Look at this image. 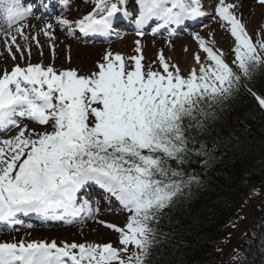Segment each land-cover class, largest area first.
Listing matches in <instances>:
<instances>
[{"label":"snow or ice","instance_id":"6c2138e0","mask_svg":"<svg viewBox=\"0 0 264 264\" xmlns=\"http://www.w3.org/2000/svg\"><path fill=\"white\" fill-rule=\"evenodd\" d=\"M132 2L135 14L127 10L129 0H95L80 19L57 17L56 24L69 34H111L118 17L134 15L137 35L143 36L150 22L156 32L208 15L203 0ZM257 2L264 6V0ZM48 6L45 0L38 5L0 0L4 35L21 59L24 48L17 35L28 40L23 22L36 8ZM241 6L236 0H216L210 17L234 38L231 65L214 41L210 45L194 33L206 57L195 54L197 66L187 75L163 51L158 69L145 65L139 39L136 55L109 50L88 73L29 62L0 74V129L18 128L16 135L0 139V222H15L19 214L60 219L91 215L90 202L78 197L89 182L105 189L129 213L123 227L100 221L119 233V247L92 241H2L0 264H150L164 210L200 183L183 165L192 155L210 156L201 134L215 116L214 107L239 90L242 76L250 79L264 67V25L255 38L250 35ZM52 28L46 23L41 31L51 38ZM8 51L15 60L11 46ZM256 98L264 107V97ZM20 118L43 130L21 127ZM253 194H258L255 189Z\"/></svg>","mask_w":264,"mask_h":264},{"label":"trees","instance_id":"16d2710c","mask_svg":"<svg viewBox=\"0 0 264 264\" xmlns=\"http://www.w3.org/2000/svg\"><path fill=\"white\" fill-rule=\"evenodd\" d=\"M257 95L264 97V67L250 79L242 76L239 90L214 107L201 134L210 156L192 155L183 165L200 183L164 210L150 264H217L236 209L264 175V107ZM237 256V264H264V205Z\"/></svg>","mask_w":264,"mask_h":264},{"label":"rangeland","instance_id":"374dc122","mask_svg":"<svg viewBox=\"0 0 264 264\" xmlns=\"http://www.w3.org/2000/svg\"><path fill=\"white\" fill-rule=\"evenodd\" d=\"M215 2L216 0H205L203 3L205 11L211 13L210 17L214 15L212 14V9L214 8L213 5ZM256 2L257 0L250 1L247 3V6H241L239 9L250 35L254 38L257 35V30L264 25V10L256 9L258 4V2ZM80 4H84V2ZM70 12V9L69 12L66 11L64 14L65 17ZM210 17H208L206 21L210 22V20H213ZM40 21L37 26L31 28L29 33L26 32L25 34L30 41L29 44L24 38H19L17 41V43L22 45L24 48L23 59H21L16 46L14 44L11 45V47H13L12 52L15 53L16 58L13 60L12 55L9 56L7 54V59L4 66L0 69V74H2L5 70L9 71V69H11L15 64L25 66L29 62L33 64L42 62L44 65L52 64L56 69L76 68L81 73H88L95 70L97 62L101 61L104 54L109 50L113 53H122L125 57L136 55L135 41L137 39L141 41L142 52L145 58L142 62L145 65L151 64L154 69L159 68L158 55L161 51H163V54L167 59L179 66L181 73L184 75H187L193 67L197 66L194 59L195 54L199 53L202 59L206 57L202 49L188 37L170 40L158 36L154 37L145 35L138 38L134 35H126L123 39L119 38L116 39V41L109 43L101 42L95 44H85L67 34L66 30L63 29V26L56 24V20L48 21L49 23H53L54 27L52 30L53 36L51 37L52 39H50V37L45 36L41 31L44 27V23ZM206 24L207 25H203L198 28V33L205 37L210 45L214 41V47L222 49L225 53L226 61L231 64V52L234 47V38L230 35V32L220 26L219 22L217 24H213L212 26H209V23ZM37 35H39V37ZM33 37H35V39H33ZM63 37H65V39H63L64 41L62 40ZM68 38H71L76 44H79L83 48L73 49L69 53L66 52V50L70 49L68 46ZM37 41H39V44H37ZM5 45L6 43L4 46ZM84 49L89 53L87 55L92 54L90 59H88L89 56L85 57L86 55L83 57L84 52H80V50ZM29 50L31 53L30 56ZM53 51L55 52V56H53ZM28 128H34L37 131L43 130L38 124ZM255 190L258 194L254 195L252 191L247 199H245L236 209V213L234 214L235 216L232 221L235 226L232 224V226L227 228L219 247L222 251H217L215 254L216 258H214V261H216L217 264H237V261H233L231 256H237L240 253L243 241L250 232V227L264 204V175ZM83 197L90 202L91 206H95L91 197H87L86 195H83ZM128 214V212H124L123 210L103 209L98 206L93 209L90 216L88 214L84 221L76 223L77 226H74L71 229H65L64 231L48 228L46 230H42V232H38L35 237L37 236L42 239L55 238L64 241L73 240L77 243L90 240L97 243L111 242L113 246L119 247V241L117 240L119 233L106 227L105 224L100 223V221H105L107 223L123 227Z\"/></svg>","mask_w":264,"mask_h":264},{"label":"bare ground","instance_id":"6f19581e","mask_svg":"<svg viewBox=\"0 0 264 264\" xmlns=\"http://www.w3.org/2000/svg\"><path fill=\"white\" fill-rule=\"evenodd\" d=\"M89 1H92V0H89ZM250 1H253V0H236V2H238L239 4H241L242 6H247V3L248 2H250ZM23 2H28L27 0H23ZM94 2H88L86 5H80V4H75L74 5V7L73 8H71V12L68 14V17L71 19V20H77V19H80V14L83 12V10L84 11H87V10H92V8L94 7ZM242 9H246V8H242ZM256 9H262V10H264V6H262V5H260V4H257V7H256ZM213 12H214V9H213ZM24 24H25V28H24V35L26 34V31L29 33V31L31 30V28L32 27H34V26H37L38 24L34 21V20H32V19H30V20H28V19H26L24 22H23ZM209 24V26H212L213 24H217L218 23V21L217 20H211L210 22H208ZM27 25H31V27H27ZM124 25H126V23L124 22ZM205 25H207V24H204V26ZM5 31H7V25H6V23L4 22V20L3 19H0V33H4ZM52 31V30H51ZM222 31V30H221ZM14 33V32H13ZM5 36V35H4ZM26 36V35H25ZM38 37H39V35H37ZM43 36V35H42ZM5 38L6 39H9V38H7V36H5ZM17 38L19 39V38H22L21 36H19V35H17ZM55 38V37H54ZM18 39H17V41H18ZM50 39H52V38H50ZM63 39H65V37H63L62 38V40ZM0 41H1V39H0ZM10 41V43H11V40H9ZM50 41H52V40H50ZM64 41V40H63ZM29 39L27 40V43L29 44ZM34 42V41H33ZM68 46H69V50H66V52H71L73 49H78V48H83V47H81L80 45H78V44H76V43H74V41H72V40H68ZM1 47V46H0ZM9 47V46H8ZM8 47L6 48V51L4 50V49H2L1 51H2V53H1V55H0V69L4 66V63H5V61H6V55L7 54H10L9 53V51H8ZM76 47V48H75ZM11 48H13V47H11ZM93 49H96V48H93ZM13 51V50H12ZM80 52H84V55H83V57L85 56V57H88L89 56V58L88 59H90L91 57H92V54L91 55H87V54H89L88 52H87V50H80ZM57 60V59H56ZM82 61V60H81ZM59 62V61H58ZM82 62H84V61H82ZM84 63H86V62H84ZM24 125H27L28 127H30V124H27V123H24V124H20V126L21 127H23ZM10 129V128H9ZM0 130H4L5 132H6V130H8V129H0ZM18 132V128H15L14 130H12L10 133H9V135L6 137V138H9V137H11V136H14V135H16V133ZM91 185H93V184H91ZM114 203H116V202H119L117 199H116V201H113ZM37 230H35L34 228H32V227H27L26 228V231H25V234H28V235H32L31 237H20V236H17V237H15L14 239H10L9 241H13V240H20V239H24V240H26V241H28V240H41V238H39V237H35V235L37 234ZM12 234H14V233H12ZM3 236L2 235H0V238H2Z\"/></svg>","mask_w":264,"mask_h":264}]
</instances>
